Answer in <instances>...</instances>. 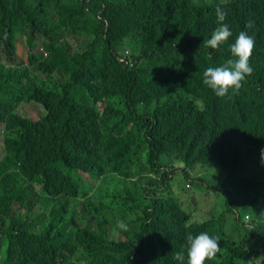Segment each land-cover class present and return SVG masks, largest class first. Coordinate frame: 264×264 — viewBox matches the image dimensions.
Here are the masks:
<instances>
[{
  "label": "trees",
  "instance_id": "trees-1",
  "mask_svg": "<svg viewBox=\"0 0 264 264\" xmlns=\"http://www.w3.org/2000/svg\"><path fill=\"white\" fill-rule=\"evenodd\" d=\"M241 31L253 73L221 98L203 74ZM0 123V264H187L201 232L205 264H264V0H0ZM207 165L224 208L197 216L172 182Z\"/></svg>",
  "mask_w": 264,
  "mask_h": 264
},
{
  "label": "clouds",
  "instance_id": "clouds-1",
  "mask_svg": "<svg viewBox=\"0 0 264 264\" xmlns=\"http://www.w3.org/2000/svg\"><path fill=\"white\" fill-rule=\"evenodd\" d=\"M216 16L218 26L214 29L211 38L206 44L212 49L218 50L220 46L228 41L233 35L230 26L224 23L227 17V12L220 6L216 7ZM253 27V22L248 21L245 28ZM255 40L249 36L246 31H241L236 37L235 42L230 45V51L233 57L237 59L227 60L221 66L209 67L204 72L203 83L210 88L216 96L225 97L229 95L230 90L233 94H238L242 88L247 76L253 73V68L250 65V57L253 54ZM262 162H264V149L261 150ZM248 220V216H245ZM118 227L121 230L127 231L128 225L120 221ZM188 243L187 248V264H205L206 260H211L221 251L219 246V237H211L207 232L193 236H186ZM174 259L183 264L185 255L184 251H178L174 255Z\"/></svg>",
  "mask_w": 264,
  "mask_h": 264
},
{
  "label": "rangeland",
  "instance_id": "rangeland-1",
  "mask_svg": "<svg viewBox=\"0 0 264 264\" xmlns=\"http://www.w3.org/2000/svg\"><path fill=\"white\" fill-rule=\"evenodd\" d=\"M18 36V42L16 44L17 54L23 61H26L27 51L25 47V41L23 36ZM98 108H102V104H97ZM23 111H25L28 115L40 113L42 109L39 106L34 104H25ZM2 124L0 123V131ZM221 182V175L216 171V169L212 166H198L193 171L189 172L188 175H177L173 179V186L176 191L179 193L185 191L190 193V195H185L186 203L187 201H191L188 209H194L197 211V216L204 211V213L210 212L211 214H217L221 209L224 208V199L221 197L219 193L214 191L215 188ZM186 183L189 185V188H185ZM230 218V217H229ZM241 221L243 224L252 226V223L249 220H246L243 215H241ZM228 225V224H227ZM116 237L123 238V236L119 233L115 234Z\"/></svg>",
  "mask_w": 264,
  "mask_h": 264
},
{
  "label": "built area",
  "instance_id": "built-area-1",
  "mask_svg": "<svg viewBox=\"0 0 264 264\" xmlns=\"http://www.w3.org/2000/svg\"><path fill=\"white\" fill-rule=\"evenodd\" d=\"M120 60L125 62L126 64H129V65L133 64V60L131 59V57L129 55H127V53L123 54L122 57L120 58Z\"/></svg>",
  "mask_w": 264,
  "mask_h": 264
}]
</instances>
